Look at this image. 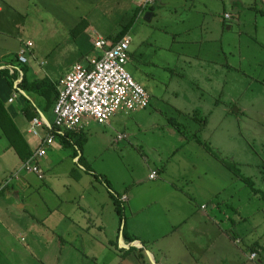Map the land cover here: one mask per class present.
<instances>
[{
  "label": "rangeland",
  "instance_id": "obj_1",
  "mask_svg": "<svg viewBox=\"0 0 264 264\" xmlns=\"http://www.w3.org/2000/svg\"><path fill=\"white\" fill-rule=\"evenodd\" d=\"M249 1L252 5L246 7L231 5L229 0H224L221 6L218 3L221 10L224 4L230 13L225 24H230L233 30L227 29L222 43L208 39L204 42L203 51L208 50V46L212 53H217V47L220 49L219 63L215 65L209 61L202 64L195 59L189 65L183 62L182 56L176 57L188 51L190 44L186 41L173 43L171 49L160 47L154 41L167 37L169 31L164 30L172 28L168 20H175L183 11L179 5L163 7L162 14L146 25L142 16L137 21V29L128 33L132 41L126 69L147 90L148 105L142 109L119 110L110 117V126L95 123L80 133L84 138L82 161L101 166L110 185L132 184L148 176V165L165 164L175 185L195 192V200H201L198 204L204 203L208 208L215 204L218 218L224 220L225 226L232 228L240 240L238 244L231 241L232 250L227 246L225 264H264V199L261 196L264 193V12L259 11L264 9V0ZM30 5L40 24L39 33L31 35L32 53L26 51L25 63L19 62L15 53L8 60L16 70H25L27 78L45 79L48 83L58 80L71 63L83 62L86 54L93 53V44L86 41L87 34L93 33L92 27L112 37L116 29L133 20V12L129 10L132 5L121 9L114 0V10L107 18L103 16L106 2L102 0H35ZM45 19L54 23L55 34H44L48 28ZM81 19L85 24L76 26ZM144 27L147 29L141 33ZM141 36L146 39L141 40ZM169 38L168 34L163 41L166 47L170 45ZM202 66L210 72V82L204 79L205 70H198ZM2 76L14 79L12 74ZM27 92L45 108L47 100H40L42 96L31 89ZM47 116L53 119L50 113ZM26 125L27 122L21 126ZM119 133H124L125 137L116 140ZM32 138L35 140L30 135L29 142ZM187 142L192 146L202 145L207 151L190 154L183 182L176 177L181 172L177 154L171 157L168 148L177 145L182 149V143ZM56 143L61 145L60 140L55 139L47 146L46 155L38 159V164L50 156L62 165L73 163L69 157L63 160L62 155L51 154L48 149ZM10 152H6L9 157L14 155ZM213 161L224 167L218 176L206 170V163ZM195 165L196 171L192 169ZM21 172L30 174L36 183H42L35 173ZM240 176L250 178L260 193L254 192ZM200 240H206L204 235ZM203 246L207 257L216 248L212 245L206 248V243ZM254 246H258V256L250 260Z\"/></svg>",
  "mask_w": 264,
  "mask_h": 264
},
{
  "label": "crops",
  "instance_id": "obj_2",
  "mask_svg": "<svg viewBox=\"0 0 264 264\" xmlns=\"http://www.w3.org/2000/svg\"><path fill=\"white\" fill-rule=\"evenodd\" d=\"M102 1L106 2L104 18L111 17L114 10L113 0ZM141 1L114 0L116 7L121 9L132 5L129 10L133 12V20L115 30V40L134 32L137 29V21H140L142 16L143 24L146 25L162 14L163 7L179 5L183 11L176 17V21L168 20L169 24L172 23V28L164 30L169 31L167 37L163 36L162 40L156 38L154 41L160 47L169 49L173 43H189L188 51L176 56H182L183 62L189 65L193 63V59L201 61L202 64H207L206 61L214 65L219 63L218 47L217 53H212L208 45L206 51H203L202 47L207 39L219 40V43H222V36L227 29L233 30L230 24H225L226 14L230 16V13L226 11L224 4L222 10L218 7V3L220 2L221 6L224 0H161L150 6H143ZM33 2L35 0H0V65H12L8 60L9 56L15 53L17 57V52L27 41H31L32 45L26 51L32 53L31 35H37L40 26L30 9V3ZM251 3L249 0H229V4L243 7L252 5ZM175 11L178 12L176 6ZM259 11L262 14L264 9ZM45 22L48 28L43 31L44 34H55L54 23L50 24L48 19H45ZM41 23H44L43 19ZM81 24H85L82 19L76 26ZM145 29L147 27L140 32L143 33ZM91 30L93 33L87 34L88 43H92L98 36L110 41L114 38L98 33L93 27ZM168 34L170 45L166 47L163 41L168 38ZM118 35L120 37H117ZM129 39L131 43L130 36ZM140 39L145 40L146 36H141ZM194 46H197V49ZM221 52L225 55L222 50ZM174 64L176 65V62ZM1 69L5 68H0V101L7 111L9 121L6 131L0 127V264H225L226 248L228 246L232 250L231 241L238 244L239 236L232 228L225 226L224 220L218 218L215 204L210 208L204 203L198 204L197 201L201 200H195V192L190 193L189 190L177 187L165 164L160 167L148 165V176L143 179L134 180L132 184H111L109 188L105 184L106 176L101 172L102 167L82 161L84 151L82 146L78 148V144L84 141L81 132L66 131L64 135H55L54 138V141L60 140L62 147L56 143L48 150L51 154L62 155L63 160L69 157L73 163L69 161L62 165L59 160L56 161L50 156L44 163L38 164V159L45 156L46 151L45 155L36 159L42 176L35 174L42 183H36L30 174L22 175L21 171L19 177H16L15 173L22 167L24 159L39 144V139L28 132V123L37 113L51 122L47 115L50 113L53 118V105L50 106L48 102L45 103V108H42L30 93L19 88V81L17 87L21 92L9 101L15 80L18 79L5 78ZM198 70L205 69L202 66ZM204 73L207 74L204 79L210 82L208 69ZM59 79L51 82L55 87L54 101ZM28 80L32 79L28 77ZM48 95H41L40 100L46 101ZM29 104L34 106L36 112L30 120L24 114V109ZM25 122L27 125L21 126ZM110 124V119L107 123H102L104 126ZM42 134L45 132L42 131ZM30 135L35 140L32 138L29 142ZM118 135L116 140L125 137L124 133L121 138H118ZM11 140L16 143L20 154L11 144ZM182 146L184 147L179 149L177 145H172L168 152L171 157L177 154L181 172L176 177L184 182L190 154L200 155L202 150H207L202 145H189V142L182 143ZM8 151L14 155L9 157L10 154L6 153ZM192 169L196 171L197 166ZM206 170L213 171L218 176L224 167L213 161L206 163ZM153 171L156 175L150 177ZM8 176L11 178L7 179ZM149 180L152 183L145 182ZM111 190L116 193L122 205V218L116 210ZM203 235L205 241L200 240ZM205 243L206 248L216 247L208 257L203 251ZM220 248L223 250L220 251ZM257 248L258 246L251 248L250 254L254 251L258 253ZM237 255L239 259L240 253ZM257 256L258 254L254 259H248L255 260Z\"/></svg>",
  "mask_w": 264,
  "mask_h": 264
},
{
  "label": "built area",
  "instance_id": "obj_3",
  "mask_svg": "<svg viewBox=\"0 0 264 264\" xmlns=\"http://www.w3.org/2000/svg\"><path fill=\"white\" fill-rule=\"evenodd\" d=\"M161 0H142L143 6H150ZM229 14L227 13L226 16ZM93 53L86 55L85 60L76 61L60 77L57 84L56 98L52 107L53 119L50 122L42 114H36L30 121L28 132L39 139V144L25 159L20 171L33 172L41 177L36 159L45 155L46 148L55 135H64L66 131L82 132L91 123H107L110 117L119 110H136L145 108L149 103L147 90L126 69L130 39L124 35L112 42L98 36L93 40ZM32 45L27 41L17 53L18 61L26 62V50ZM13 73L14 67L0 65ZM20 72V77L22 72ZM15 84L9 101L16 98L21 90ZM42 131L45 134H42ZM121 134L118 138H121ZM153 171L150 177H155ZM256 251L250 254L254 259Z\"/></svg>",
  "mask_w": 264,
  "mask_h": 264
},
{
  "label": "trees",
  "instance_id": "obj_4",
  "mask_svg": "<svg viewBox=\"0 0 264 264\" xmlns=\"http://www.w3.org/2000/svg\"><path fill=\"white\" fill-rule=\"evenodd\" d=\"M113 37V36H112ZM112 37H109V38H112ZM117 37H120L119 35L117 36ZM116 39V37L114 36V38H112V42H114V41H116L115 40ZM16 59H17V57H16ZM10 62V61H9ZM10 64H11V62H10ZM13 65V64H12ZM19 68H17V70H18ZM2 70V72L4 73V74H7L8 76L10 75L9 73H8V70H6V69H1ZM16 69H14V71H13V73H12V76H14V79H17L18 77H19V74H18V71H17ZM19 70H21L22 71V75H21V77H20V80H19V83H18V86H19V88H22V89H24V90H32L33 92H37V93H39L40 95H45V96H47L48 94V97H47V101L49 102V104H50V106L51 105H53L52 103H54V96H55V87L53 86V84L52 83H48V82H46V80L45 79H42V80H37V79H32L31 81H29L28 80V78L26 77V72H25V70H23V69H19ZM13 78V77H12ZM12 83H13V80H12ZM24 114H25V116L30 120L31 118H32V116L34 115V114H36V112H35V108H34V106L32 105V104H29L25 109H24ZM4 118L6 119V120H4ZM8 121H9V117H8V115H7V111L4 109V105H3V103L0 101V127H1V129L3 128V130H7L8 129V127H7V125H8ZM11 144H13V146L15 147V149H16V151L20 154V151H18V147H17V145H16V143H14V141L13 140H11ZM81 146V144H78V148ZM81 148V147H80ZM30 155V154H29ZM28 155V156H29ZM27 156V157H28ZM26 157V158H27ZM25 158V159H26ZM24 159V160H25ZM231 169L232 170H236V168L235 167H231ZM241 177V176H240ZM241 178H243V181L244 182H246L247 184H249L250 186H251V188H252V190L254 191V192H259L258 190H256L254 187H253V181L250 179V178H248V177H241ZM104 181H105V184L109 187V188H111L110 187V183H109V181L106 179V178H104ZM260 193V192H259ZM110 194H111V196H112V198L114 199V201H115V204H116V210H117V212H118V214L121 216V218H122V205H121V203L119 202V200H118V198L116 197V193L114 192V191H110ZM261 196H262V198L264 199V193H261Z\"/></svg>",
  "mask_w": 264,
  "mask_h": 264
},
{
  "label": "clouds",
  "instance_id": "obj_5",
  "mask_svg": "<svg viewBox=\"0 0 264 264\" xmlns=\"http://www.w3.org/2000/svg\"><path fill=\"white\" fill-rule=\"evenodd\" d=\"M24 45V44H23ZM17 60H18V57H17ZM25 63V62H24ZM10 66H12V65H10ZM14 67V66H13ZM5 69H7V68H5ZM14 69H15V67H14ZM8 70V69H7ZM21 71V70H20ZM22 72V71H21ZM8 73H9V71H8ZM10 75L12 74V73H9ZM19 80H20V75H19Z\"/></svg>",
  "mask_w": 264,
  "mask_h": 264
}]
</instances>
